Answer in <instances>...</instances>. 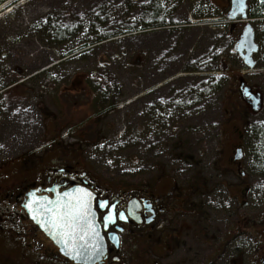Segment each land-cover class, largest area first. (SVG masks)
Segmentation results:
<instances>
[{"label":"rangeland","instance_id":"374dc122","mask_svg":"<svg viewBox=\"0 0 264 264\" xmlns=\"http://www.w3.org/2000/svg\"><path fill=\"white\" fill-rule=\"evenodd\" d=\"M229 12L230 0H0V91L15 87L0 95V264H33L52 251L20 191L69 167L120 189L204 186L224 209L216 216L232 222L240 207L225 209L222 183L232 195L248 185L244 234L248 264H257L264 104L255 115L239 86L264 95V55L255 69L244 65L233 49L247 24Z\"/></svg>","mask_w":264,"mask_h":264},{"label":"flooded vegetation","instance_id":"af4514ba","mask_svg":"<svg viewBox=\"0 0 264 264\" xmlns=\"http://www.w3.org/2000/svg\"><path fill=\"white\" fill-rule=\"evenodd\" d=\"M243 160L236 161L233 157V165L242 167ZM246 173L241 171L243 177ZM222 186L226 193V188L231 192V196L227 193L225 209L232 203L240 207L235 212V222L216 216L218 208L204 186L195 192L186 187L177 189L175 184L162 193L151 187L120 189L104 186L77 167L42 173L37 181L32 180L20 191L19 204L25 212L23 204L28 193L54 198L55 193L74 187L94 196L93 208L106 244V254L97 264H248V229L244 234L248 201L243 195L248 185L242 188L243 193L237 187L235 195L232 186L225 183ZM102 201L107 205L105 208L99 207ZM121 212L124 218L120 217ZM109 213L113 218L105 224ZM51 243L52 251L46 256L41 254L33 264H75ZM28 256L33 254H24V258ZM256 262L264 264V245Z\"/></svg>","mask_w":264,"mask_h":264},{"label":"water","instance_id":"95a60500","mask_svg":"<svg viewBox=\"0 0 264 264\" xmlns=\"http://www.w3.org/2000/svg\"><path fill=\"white\" fill-rule=\"evenodd\" d=\"M247 1L231 0V20H236L239 16L247 20ZM237 52L241 54L244 63L249 68H255L253 56L258 52V45L250 24L245 27L240 40L237 42ZM241 92L253 113L258 114L263 106L262 94L259 92L253 93L252 89L243 82L241 83ZM242 158V150H238L235 160L238 161ZM65 193H67V196H65ZM65 193L56 194L54 199L39 197L35 192L29 193L23 207L29 219L58 246L63 256L75 264H97L106 254V244L97 224L96 214L93 211V197L91 196V199L88 200L89 215L87 219L76 221L71 230L67 226L70 222L63 219L54 220L53 214L47 212V209H59L60 206L73 202L75 198L85 196L87 192L75 188ZM89 224L94 226L95 235L91 234V230L88 228ZM81 236L84 238L81 239Z\"/></svg>","mask_w":264,"mask_h":264},{"label":"trees","instance_id":"16d2710c","mask_svg":"<svg viewBox=\"0 0 264 264\" xmlns=\"http://www.w3.org/2000/svg\"><path fill=\"white\" fill-rule=\"evenodd\" d=\"M247 15H248V18L253 21L252 24H254L256 39H257L258 45L260 47V50H259L257 56H263L264 55V1H262V0H249L248 6H247ZM50 23H52V22L50 21ZM49 27H50V25L46 26V28H49ZM71 35L72 34H69L67 36H63L64 39L62 41L69 40L70 38H72V37H70ZM52 37H53V39H52L53 41H59L60 40V38L58 36H52ZM116 38H120V37L116 36ZM116 38L111 37L108 39H101L97 43H104L106 41H111V40L116 39ZM233 41H234L233 45H235L237 39L235 37H234V39H232L231 47H232ZM95 45H96V43H92V44L85 45L83 48H81L78 51L71 50L66 57L77 56V54L84 52V50H89V49H91V47H93ZM10 87L6 86V88L4 90L0 91V95L7 92L8 90H13L15 88V87L10 88ZM261 133L259 132L256 134L259 137L261 135Z\"/></svg>","mask_w":264,"mask_h":264},{"label":"snow or ice","instance_id":"6c2138e0","mask_svg":"<svg viewBox=\"0 0 264 264\" xmlns=\"http://www.w3.org/2000/svg\"><path fill=\"white\" fill-rule=\"evenodd\" d=\"M65 196H67V193H65ZM91 199V195L86 193L85 196L77 197L73 202H70L67 205H62L59 207V209L56 208H49L47 209V212L49 214H53L54 220L63 219L65 221L70 222L67 226L72 228L73 225H75L76 221L78 220H86L87 216L89 215V208H88V200ZM107 205L105 202H100L99 207L105 208ZM65 209H67L65 211ZM121 218H124V214L121 212L120 214ZM113 218V214L109 213L108 216L105 217V224L109 220ZM89 230H91V234L95 235V231L93 230L94 226L92 224L88 225ZM84 237L81 236V239Z\"/></svg>","mask_w":264,"mask_h":264},{"label":"bare ground","instance_id":"6f19581e","mask_svg":"<svg viewBox=\"0 0 264 264\" xmlns=\"http://www.w3.org/2000/svg\"><path fill=\"white\" fill-rule=\"evenodd\" d=\"M255 41H256V38H255ZM257 43V42H256ZM257 45H258V43H257ZM259 46V45H258Z\"/></svg>","mask_w":264,"mask_h":264}]
</instances>
